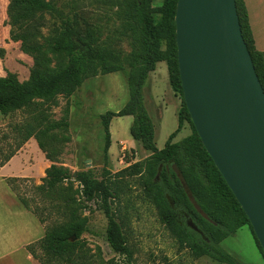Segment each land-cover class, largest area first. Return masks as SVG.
Masks as SVG:
<instances>
[{"label": "trees", "instance_id": "1", "mask_svg": "<svg viewBox=\"0 0 264 264\" xmlns=\"http://www.w3.org/2000/svg\"><path fill=\"white\" fill-rule=\"evenodd\" d=\"M161 1L160 7H154L151 0H123L124 32L130 33L138 45L126 59L109 42H100V29L78 13L77 0H8L3 26L9 28V40L19 43L20 51L32 58L33 66L25 81H19L11 73L0 77V115L27 114L20 124L13 125L15 147L0 159V168L30 139L35 140L51 163L35 190L49 200V210L58 214L52 225L46 226V220L31 209L29 201L17 195L21 205L44 228L43 237L26 247L39 264H90L85 245L80 241L89 230L86 218L80 214L85 207L76 195L70 194L74 183L78 185L75 194L79 199L87 203L98 200L107 220L104 241L112 253L131 259L123 225L112 209L121 190L118 181L125 177L139 178L144 197L156 209L178 248L187 250L193 258L208 257L216 264H239L220 248V243L248 226L264 259L247 217L190 121L177 64L174 23L177 0ZM235 3L242 37L264 91V53L255 49L243 0ZM45 14L55 20L47 35L42 33ZM3 56L4 49L0 48V59ZM161 62L166 65L172 92L180 96L181 108L177 112L176 130L164 147L158 149L153 124L143 105L142 87L148 74ZM113 73L126 77L128 101L118 112L108 111L100 116L104 159L111 145L110 122L124 116L132 117L129 134L148 157L114 174L105 171L100 180L89 170L77 172L72 179L67 168L56 165L57 152L52 149L54 144L69 141L65 135L68 112L54 121L48 111L58 106L59 97L69 99L87 79ZM184 123L189 124L191 134L173 143ZM23 180L28 179L9 178L6 182L11 188L12 183ZM55 196L61 203H55ZM107 264L122 263L111 259Z\"/></svg>", "mask_w": 264, "mask_h": 264}, {"label": "rangeland", "instance_id": "2", "mask_svg": "<svg viewBox=\"0 0 264 264\" xmlns=\"http://www.w3.org/2000/svg\"><path fill=\"white\" fill-rule=\"evenodd\" d=\"M151 1L154 7H160L162 4L161 0ZM243 2L248 13L255 49L264 53V0ZM2 3L3 0H0L1 13ZM76 6L79 14H84L83 17L88 22L100 29V42H109L114 51L129 59L138 45L131 39L130 33L124 32L123 0H77ZM44 19L46 24L42 33L47 35L55 20L49 14H45ZM0 48L4 49V56L0 59V75L11 73L19 81L27 80L33 66L32 58L23 54L19 43L12 42L9 38L0 41ZM156 71L157 83L155 81L153 87L149 78L145 81L142 100L155 127L156 147L162 149L169 135L177 128V112L181 108V99L170 89L165 64H158ZM126 84V77L121 73L89 78L69 99L59 97L58 106L48 111L50 119L54 121L61 120L66 116L65 111L68 112V130L65 135L69 137V141L61 145L54 144L52 149L57 152L56 165L67 168L72 179L73 173L89 170L100 180L105 171L114 174L148 157V153L129 134L132 118L124 116L113 118L110 122L111 145L107 159H104V133L100 116L108 111L118 112L124 107L128 101ZM26 117L27 114L23 112L0 115V159L15 147L13 125L20 124ZM191 132L189 124L184 123L172 142L180 141ZM22 155L25 164L20 166L17 160L12 167L19 170L21 175H28L25 177L28 180L12 183L11 189L16 196L29 201L31 209H35L38 215L46 220V226L52 225L58 214L49 210V200L44 199V196L35 190V187L41 185V179L44 177L42 171L47 168L43 167L37 172L41 161L33 146L25 148ZM118 185L121 190L112 209L117 220L123 225L131 253L129 261L124 256L113 254L104 241L107 220L100 210L98 200L87 203L79 199L75 194L77 183L73 184V190L70 192L71 195H76L85 207L79 213L86 218L89 230L80 237V241L85 245L84 252L90 264H107L111 259L122 264H216L208 257L193 258L187 250L178 248L177 241L164 226L156 209L144 197L138 177H125L118 181ZM54 200H57L55 203H61L58 196H55ZM220 248L239 264H264L248 226L240 228L222 241ZM37 254L40 255L38 250Z\"/></svg>", "mask_w": 264, "mask_h": 264}, {"label": "water", "instance_id": "3", "mask_svg": "<svg viewBox=\"0 0 264 264\" xmlns=\"http://www.w3.org/2000/svg\"><path fill=\"white\" fill-rule=\"evenodd\" d=\"M174 23L190 121L264 254V91L235 0H177Z\"/></svg>", "mask_w": 264, "mask_h": 264}, {"label": "crops", "instance_id": "4", "mask_svg": "<svg viewBox=\"0 0 264 264\" xmlns=\"http://www.w3.org/2000/svg\"><path fill=\"white\" fill-rule=\"evenodd\" d=\"M7 3L8 0H3V13H1L0 5V41H5L9 38V28L7 26H3V21L6 17L4 11ZM157 65L155 70L150 72L147 77V79H150V83L151 81L153 82L151 83L153 87L157 83ZM0 77L3 76L0 75ZM155 81L156 83H154ZM30 145L33 146L34 152L41 161V164L36 169L37 172L41 171L43 167H45V169L48 168L50 164L44 158L43 153L38 149L34 139L28 140L25 144V148ZM25 148H21V150L13 158H11L7 164L0 168V264H39L27 252L26 247L37 242L43 237V227L38 222L37 218L21 205L17 196L6 182L9 178H25L28 176L21 175V173L18 172L19 170H14L12 167L17 160L21 164L20 166L25 164V159H23L22 155L25 152ZM20 170L22 171V167ZM42 176H44L43 171Z\"/></svg>", "mask_w": 264, "mask_h": 264}]
</instances>
